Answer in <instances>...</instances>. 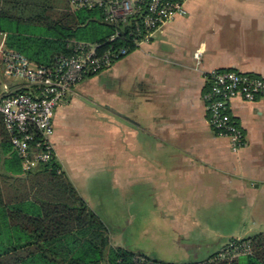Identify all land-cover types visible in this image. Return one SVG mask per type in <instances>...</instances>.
Listing matches in <instances>:
<instances>
[{
	"label": "crops",
	"instance_id": "crops-1",
	"mask_svg": "<svg viewBox=\"0 0 264 264\" xmlns=\"http://www.w3.org/2000/svg\"><path fill=\"white\" fill-rule=\"evenodd\" d=\"M185 7L149 42L85 77L56 108L51 139L113 247L165 264L203 262L264 232V99L230 102L246 137L236 151L213 130L204 100L212 69L264 78V0Z\"/></svg>",
	"mask_w": 264,
	"mask_h": 264
},
{
	"label": "trees",
	"instance_id": "trees-1",
	"mask_svg": "<svg viewBox=\"0 0 264 264\" xmlns=\"http://www.w3.org/2000/svg\"><path fill=\"white\" fill-rule=\"evenodd\" d=\"M130 27L106 22L102 9L75 8L71 0H0L6 49L37 66L70 55L76 42L125 47L130 54L137 49ZM117 31L122 38L110 42ZM242 241H250V254L222 259L217 252L195 264H264V232ZM141 258L165 264L113 247L111 229L89 208L56 157L25 172L0 114V264H140Z\"/></svg>",
	"mask_w": 264,
	"mask_h": 264
},
{
	"label": "built area",
	"instance_id": "built-area-1",
	"mask_svg": "<svg viewBox=\"0 0 264 264\" xmlns=\"http://www.w3.org/2000/svg\"><path fill=\"white\" fill-rule=\"evenodd\" d=\"M187 0H71L75 8L102 9L109 23L130 25L129 36L138 48L149 42L177 16L187 14ZM124 32V30H123ZM122 38L117 31L110 38ZM129 54L125 47L104 48L101 44L76 42L70 55H62L49 66L34 65L18 52L3 50L0 61V114L11 143L21 158L22 168L30 172L55 156L52 136L56 108L89 74L110 69ZM201 61V53L195 56ZM209 89L204 100L210 124L219 136L230 140L233 150L246 145V137L230 111V102L264 99V78L233 69H212L206 73ZM251 253L250 241L237 239L224 246L219 258H235ZM140 264H157L140 259Z\"/></svg>",
	"mask_w": 264,
	"mask_h": 264
},
{
	"label": "rangeland",
	"instance_id": "rangeland-1",
	"mask_svg": "<svg viewBox=\"0 0 264 264\" xmlns=\"http://www.w3.org/2000/svg\"><path fill=\"white\" fill-rule=\"evenodd\" d=\"M3 50H6V36L0 35V53ZM128 236L130 237V234L129 233H126L125 234V237H128ZM140 236H143V235H140Z\"/></svg>",
	"mask_w": 264,
	"mask_h": 264
}]
</instances>
